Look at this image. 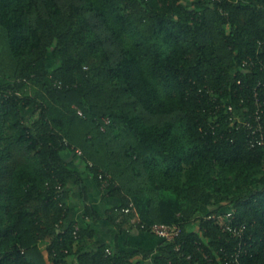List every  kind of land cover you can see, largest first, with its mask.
<instances>
[{"label":"trees","instance_id":"1","mask_svg":"<svg viewBox=\"0 0 264 264\" xmlns=\"http://www.w3.org/2000/svg\"><path fill=\"white\" fill-rule=\"evenodd\" d=\"M249 56L263 67L239 70ZM86 176L118 200L104 217ZM73 185L115 238L180 235L93 248L89 223L65 225ZM227 206L242 241L205 218ZM199 249L264 264V0H0V264H204Z\"/></svg>","mask_w":264,"mask_h":264},{"label":"crops","instance_id":"2","mask_svg":"<svg viewBox=\"0 0 264 264\" xmlns=\"http://www.w3.org/2000/svg\"><path fill=\"white\" fill-rule=\"evenodd\" d=\"M67 159L73 167H79L80 162L72 153L67 154ZM85 184L87 186V195L90 204L97 210L100 216H105L107 209L117 205L118 200L114 197L103 195L104 192L96 185L95 181L89 177H85ZM70 211L65 221V225L71 221H79V226H85L89 223L91 228L95 231V237L91 245L93 248L101 244H111V246H119L123 250L134 251L137 248L151 249L155 248L161 242V238L150 232L139 230L135 225L129 227L123 233L115 238L116 229L105 218L90 219L84 216L85 201L81 196V192L77 185L70 187ZM153 240L151 244H145L148 240ZM148 261L144 260L143 264ZM149 264V263H148Z\"/></svg>","mask_w":264,"mask_h":264},{"label":"built area","instance_id":"3","mask_svg":"<svg viewBox=\"0 0 264 264\" xmlns=\"http://www.w3.org/2000/svg\"><path fill=\"white\" fill-rule=\"evenodd\" d=\"M256 66L263 67V62L259 59H256V58L254 59L253 57L249 56L247 58H244L241 61L240 65L238 66V69L243 71V72H246L252 68H255ZM238 82H239V80H238ZM257 85L258 86L261 85V82H259ZM257 93H258V90L255 89L254 95L256 96ZM227 109L230 112H232V115H233L232 121L234 123L243 124L246 126L247 129L252 128L253 122L249 121V119H247V116H248L247 107L238 106V105L234 106V104L229 103L227 105ZM250 116H252L254 121H258L260 119L259 107H256V108L254 107L253 114H250ZM77 153H80V151H77ZM99 176L101 177V175H99ZM108 178L102 180V187L103 188H105L108 185V183H109ZM129 206H132V203H129ZM127 210H128V208H125V211H127ZM205 218H207V219L213 218V219L217 220L219 223L220 229L222 231L228 232L230 234V236L236 237L241 241L244 238L247 225L243 222L239 223V222L235 221V214H234L233 208L227 206V207H225V210L224 209L222 210V212L207 215V216H205ZM133 223H137V221H135V219H133ZM78 227H80V226L78 223H76L75 231H76V229H78ZM141 228L144 229L143 224H141ZM145 231L154 233L155 235H157L159 238H161L165 242H169V241H174L180 235L181 228L179 225H177L175 223H154ZM179 248H180V244H177L176 249L178 250ZM106 250L109 252V249H106ZM199 250L202 253V258L204 260V264H213V259L210 256H208V254H206L204 251H202V249H199ZM240 254H241L240 248L236 247L234 249V251L231 252L230 255L233 259H235V261H237L238 260L237 258L239 257ZM190 257H191L190 255H187V258H190ZM193 264H199V262L194 261Z\"/></svg>","mask_w":264,"mask_h":264},{"label":"rangeland","instance_id":"4","mask_svg":"<svg viewBox=\"0 0 264 264\" xmlns=\"http://www.w3.org/2000/svg\"><path fill=\"white\" fill-rule=\"evenodd\" d=\"M53 60L52 59H50V64L52 65V62ZM196 226V228H197V225H195ZM154 241L153 240H148V242H146L145 244H151V243H153Z\"/></svg>","mask_w":264,"mask_h":264}]
</instances>
